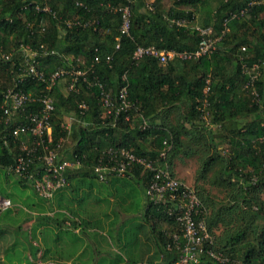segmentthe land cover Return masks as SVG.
<instances>
[{"label": "trees", "instance_id": "obj_1", "mask_svg": "<svg viewBox=\"0 0 264 264\" xmlns=\"http://www.w3.org/2000/svg\"><path fill=\"white\" fill-rule=\"evenodd\" d=\"M259 1L251 5L253 0H172L167 8L163 0H0V194L13 204L37 196L51 210L76 214L60 199L68 187L45 200L38 196L34 179L9 171L20 157L12 132L27 124L29 114L41 113L40 100L48 96L56 108L51 118V148L64 141L56 160L81 165L77 174L67 172L68 180L79 176L81 181H98L94 169L110 148L158 159L167 141L173 145L168 162L174 176L176 159L198 156L200 160L194 189L208 209L215 252L228 258L229 264H264V0ZM126 5L131 9L129 36L120 32L121 9ZM46 7L51 11H44ZM91 20L95 25L86 27ZM197 20L200 27H212L216 36H223L211 55L176 57L166 65L149 56L134 59L139 47L194 54L200 43L193 25ZM178 21L185 24L178 26ZM26 49L37 52L38 70L47 78L60 69L81 71L74 90L69 80H65L67 88L57 84L48 90L46 83L29 76ZM108 57H112L110 62ZM254 66L260 76L252 84V74L246 69L253 71ZM125 85L134 105L130 121L126 114L104 119V94L116 103ZM205 88H209L207 93ZM9 90L32 100L11 111L5 99ZM82 103L88 110L79 107ZM140 114L147 122L145 129ZM71 118L70 129H64ZM35 166L41 172L43 166H32L37 177ZM150 177L151 173L135 166L126 177L114 176L101 183L131 180L145 194ZM15 184L19 190L13 192ZM58 216L64 214L54 220L60 228L63 222ZM143 220L140 226L133 224V229L120 227L118 234L126 236L117 241L123 256L99 246L92 255L84 253L68 263L71 258L58 247L47 248L39 257L40 248L31 244L24 249L32 260H23L21 251L15 255L17 260L8 263L34 264L39 258L47 264H103V258L105 264H176L179 255L173 237L181 235L180 224L164 207L148 203ZM16 239L10 242L12 246Z\"/></svg>", "mask_w": 264, "mask_h": 264}, {"label": "built area", "instance_id": "obj_2", "mask_svg": "<svg viewBox=\"0 0 264 264\" xmlns=\"http://www.w3.org/2000/svg\"><path fill=\"white\" fill-rule=\"evenodd\" d=\"M131 1V0H129ZM261 1L253 0L251 5L260 4ZM44 11H51L46 7ZM122 24L120 32L123 35H130L131 30V9L126 5L121 9ZM235 15H233V19ZM70 24V23H68ZM97 24V22H96ZM185 22L178 21L177 25L182 26ZM95 20H91L85 24L86 27L94 26ZM196 31L200 36L198 50L194 54L176 53L173 51H159L155 47H139L134 59L140 60L144 56L154 57L159 60L162 65H166L169 61L178 57L179 59H198L202 56L211 55L217 49V44L223 36H216L212 27H196ZM119 45H117V49ZM245 50V48H243ZM27 57V73L29 76L46 83L48 90L54 88L61 81L69 80L70 90H74L79 77L83 73L79 70H57L47 78L43 72L38 70V63L35 60L37 52L26 49ZM108 62L112 57L107 58ZM98 61V60H97ZM246 67V66H244ZM246 73L252 74V84L259 80L260 73L258 66H254L253 71L246 69ZM126 80V77H124ZM205 93L209 88H205ZM5 99L11 106V111L20 110L28 101L32 100L22 93L9 90ZM43 110L39 114H29L27 124H21L12 132L14 144L18 145L20 157L15 165L10 167L9 171L19 177H30L34 179V187L38 196L45 200H50L54 195L62 189L70 185L67 172L76 167H80L79 162L57 161L56 155L59 149L63 148V140L56 146L51 148L53 142V127L51 126L52 114L55 112L54 100L48 96L41 100ZM104 107L103 118H110L113 114L115 117L126 114V120L130 121L129 113L133 110L134 105L131 103L128 95V85L121 88L119 97L115 106V102L111 100V96L104 94L102 100ZM83 111L88 110L85 103L79 106ZM138 112V110L136 109ZM84 113V112H83ZM139 119L143 121L142 128L147 127V122L143 115L140 114ZM74 119H70L64 126L69 130ZM25 139H24V138ZM33 139V141H31ZM173 145L164 142V148L160 152L158 159L139 157L125 148L108 149L104 158H101L95 167V175L98 181L105 182L108 178L117 176L124 178L128 173H132L135 166H138L151 173L150 181L145 189L146 203L164 207L166 212L173 216L177 223L180 224L181 235L173 237V243L178 248V261L176 264H210L208 260L215 264H229L230 260L225 258L222 253H217L213 249L214 238L209 231L207 225L208 209L199 198L195 189L179 180L173 175L168 162V155ZM40 152L39 155L36 153ZM37 155V156H36ZM41 164L43 172L35 166L34 172H31L33 165ZM116 174V175H114ZM14 204L11 199L0 194V213L13 209ZM209 245V248L207 247ZM168 250H172L168 245Z\"/></svg>", "mask_w": 264, "mask_h": 264}, {"label": "crops", "instance_id": "obj_3", "mask_svg": "<svg viewBox=\"0 0 264 264\" xmlns=\"http://www.w3.org/2000/svg\"><path fill=\"white\" fill-rule=\"evenodd\" d=\"M80 169L81 167H76L75 169H73V174H77ZM77 177H72V179L69 180L70 185L68 186V188L60 193V195H63V198L60 199H63L64 203H66L74 210V212H76L75 215H71L66 210H51L49 204L40 202L37 196H33V198L28 201L24 198V201H27L26 203L20 202L14 204V209H12L10 212H6L11 218H14L18 224L22 225L23 229L19 232L23 233L24 231L27 233V241H29L30 244H26V246L30 248L32 244L33 246L39 248L41 247L39 257H42L47 248L56 246L58 247L59 251L65 254L66 257L68 256L71 258H67V262L72 263V261H75L76 259L82 257L85 252H83L80 247L78 249H75L73 247V244L77 242V238L73 237L72 241L66 240L65 238L63 239L62 232H73L75 236L84 234L85 240L90 241L91 246L96 248L100 245L98 243L92 242L91 240L92 234L96 233L95 225L98 226L99 224H101L105 228V230H109L107 228H109L110 225L119 224L120 226L117 229H114V233L118 234L121 231L120 227L125 223V218L123 217L122 220L119 221L118 216H124L127 214V212L129 214V212L133 210H137L138 212L137 216L133 217L134 219H136L137 217L133 224L135 222L140 224V219L144 221V207L146 204L145 194L141 192L139 186L133 183L131 180H127L126 182L124 181L122 183L121 181H113L116 183L112 187H116V190L113 189V193H110V195H106V201H102L101 196L104 193H100L96 196L94 195V193H92L93 197L95 198L94 200H91L92 197L86 194H83V196H78V192L80 191L79 189L82 187H86V182L79 180V178ZM96 182H98L102 187V190H104L103 184L97 180ZM81 184H83V186H81ZM91 189H93V185L91 186ZM60 199H58V201ZM83 207H89L86 210V213H88V215L89 213L92 214V216L90 217L92 218V220L90 218L87 219L90 220V223H94L93 225L91 224L88 226V230L87 228H85V225H87L85 220L87 219H85L86 217L84 216L85 211L82 214ZM15 208L20 211L15 210ZM104 209H107L111 213L105 214L104 212H106L107 210L103 212ZM3 214L0 213V217ZM58 214H64V216H58L59 222H63L60 228H57L54 225V220H56L55 218ZM129 219L130 225H133L131 222L132 219L130 217ZM66 222H69L70 225H66ZM73 224H75V227ZM83 228L84 231H82ZM14 229L12 228V230ZM111 231H113V229H111ZM56 234L62 236L57 241H55ZM24 256H29L30 258V252H25ZM48 264H52V262H49Z\"/></svg>", "mask_w": 264, "mask_h": 264}, {"label": "rangeland", "instance_id": "obj_4", "mask_svg": "<svg viewBox=\"0 0 264 264\" xmlns=\"http://www.w3.org/2000/svg\"><path fill=\"white\" fill-rule=\"evenodd\" d=\"M152 2H154V0H150V3H152ZM163 3H164V6L168 8L172 5V0H163ZM193 25L195 28L200 27L198 20ZM67 83H68V81H61L59 84L63 85L65 88H67ZM70 144H71V141H69V145ZM183 157L175 160V163H174V165H175L174 166L175 176L179 180H181L182 182H184L187 185L195 188L196 181L198 178V172H199L200 164H201L200 160H199L198 156H193V157L190 156L188 158H185V156H183ZM115 183L116 182H113L109 185L103 184L104 190H102V187L100 186V184L98 182H96V180L88 179V180H86V187H82L79 189L80 191L78 192V196H83V194H86V195L92 197L91 200H94L95 198L93 197L92 193H94L95 196L99 195L100 193H104V194H102L101 198H102V201H106V195H110V193H113V191L116 190V187H112ZM92 185H93V189H91ZM207 188L212 193H214L213 195H215V196L219 195V192L216 191L214 188H212L210 186H207ZM17 190H19V186H16V184H15V186L13 187V192H16ZM140 191H141V189H140ZM24 193L28 196L30 194V191H28V192L25 191ZM217 198H222V197H217ZM88 208L89 207H83L82 214L85 211V213H84V216L86 217L85 219L90 218L92 216V214L89 213V215H88V213H86V210ZM15 210L20 211L17 208H15ZM106 210L107 209H104L103 212ZM104 213L106 214V213H111V212L107 210ZM137 213H138L137 210H133V211H130L129 214L127 212V214L124 216H118V219L120 221L124 217L125 223L123 226H125V228L132 226L130 228L133 229L135 227V225L136 226H140V225L137 222L134 223L135 224L134 226L130 225L129 217L132 219L131 222L133 224V222L137 219V217H136V219H134L133 217L137 216ZM0 218L3 219L1 221L2 223H0V264H6L8 262L13 261L14 259L17 260L15 254L17 253V255H18V254H20L21 251H23V255L21 257L23 260H26V259H28L29 261L32 260V257L29 259V256H24L25 252H29V251L24 249L25 248L24 246H26V244H27V241H26L27 233L24 231H23V233L19 232L20 230L23 229L22 225L18 224L17 221L14 218H11L7 213L3 214ZM90 219L92 220V218H90ZM89 221H90L89 219L85 220V222L87 224V225H85V228H87V230L89 229L88 226L92 224ZM139 223L143 224L145 222L142 221V219H140ZM66 225H70L69 222H66ZM119 226H120L119 224L110 225V227L107 228L110 230L109 231V230H105V228L101 224H99L98 226L95 225L96 233L92 234V236H91L92 242L98 243L100 246L106 245L105 247H103V250L107 253L113 252L114 254L117 253V254H121L123 256L122 252L120 251L121 245L118 244L117 241H120L124 238L126 239V236H124L121 233L120 234L114 233V229H117ZM12 228L13 229L16 228V229L12 230ZM91 228H92V226H91ZM111 229H113V231H111ZM82 231H84V228L82 229ZM62 234H63V239L65 238L66 240L72 241L73 237L77 238V242H75L73 244V247L75 249H78L80 247L83 252H85L87 254H90V253L93 254L92 252L95 248L91 246L90 241L85 240L84 234H82L80 236H75L73 234V232H69V231H65V233L62 232ZM56 237L58 239H60L62 236L57 234ZM16 238H19L21 240L16 239ZM12 239H16L15 246H12L10 244V241H12ZM124 240H123V243H124ZM15 248H17V249H15ZM142 248L146 249V245H144ZM142 248H141V251H143ZM13 249H14V251H13ZM40 249H41V247H40ZM13 253H15V254H13ZM136 254L138 255V251ZM10 255H14V256L11 258ZM141 259L145 260V258H141ZM100 261L103 264H105V259L102 258ZM19 262L16 261L15 263L16 264L26 263V262H22V261H19ZM66 263L67 262H65V261L64 262L55 261V264H66ZM80 263H82V262L80 261ZM80 263H78V264H80ZM8 264H11V263H8ZM34 264H47V263H43L42 260L38 258L37 261H34Z\"/></svg>", "mask_w": 264, "mask_h": 264}]
</instances>
